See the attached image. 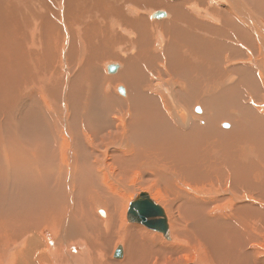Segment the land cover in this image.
Segmentation results:
<instances>
[{"label":"bare ground","instance_id":"obj_1","mask_svg":"<svg viewBox=\"0 0 264 264\" xmlns=\"http://www.w3.org/2000/svg\"><path fill=\"white\" fill-rule=\"evenodd\" d=\"M65 1L0 0V264H264V0H129L172 12L132 39ZM142 192L170 241L124 221Z\"/></svg>","mask_w":264,"mask_h":264},{"label":"rangeland","instance_id":"obj_2","mask_svg":"<svg viewBox=\"0 0 264 264\" xmlns=\"http://www.w3.org/2000/svg\"><path fill=\"white\" fill-rule=\"evenodd\" d=\"M61 1V2H60ZM119 2V3H117V2ZM148 1V3H149V0H147ZM175 1V0H174ZM112 2H116L117 3V5H114V3L109 7V8H103V6H102V8H101V14L102 13H104V14H102L101 16H102V22H101V20H100V23H102V25L104 26V27H106L105 26V24H107L108 23V25H110V24H112V23H110V22H114L115 23V25H114V28L116 29V30H119V31H121L123 34H125L127 37H129V38H133V36H134V33H133V30L131 29V28H129V27H126V26H124V25H121L122 23L121 22H119L117 19H121V16L123 15V12H124V14H125V17L127 18V15H128V18L129 17H131V18H137L136 16H142V15H145L146 17H147V22L148 23H150L151 25H152V23H154V22H159L158 20L159 19H163L164 17H156V13L158 12V11H167L168 12V14H169V17L168 18H165V19H169L170 18V15H172V12H171V10L169 11L168 10V8L169 7H164V6H162V8H152L151 6H149V8H147L148 6H144V8H142L141 6H135V5H133V3H132V1H129V0H112ZM120 2H121V7H120ZM59 3L61 4L60 5V9H62L63 8V6H65L66 5V1L65 0H59ZM205 5L207 6V5H209V6H213L214 4H216V5H218L219 3H217L216 2V0H206L205 1ZM210 3V4H209ZM214 3V4H213ZM108 4H111L110 2L108 3ZM124 5V6H123ZM245 5V4H244ZM112 8V9H111ZM114 8H120L121 10H118V11H116L115 12V10H114ZM124 8V9H123ZM104 9V10H103ZM203 9V6L201 7V10ZM148 10H149V12H148ZM208 9L204 6V9L202 10V11H207ZM63 10H61V12H62ZM105 11V12H104ZM120 11V12H119ZM152 11H154V14H153V16L154 17H152L151 16V13H152ZM151 12V13H150ZM171 12V13H170ZM149 13V14H148ZM109 15L110 17H112L113 18V20L112 21H110V20H108V18L110 19V17L109 16H107V15ZM204 14L205 13H203V12H201V15L202 16H200L201 17V19L202 20H204L205 18V20H207V17H205L204 16ZM103 15H105V16H103ZM116 15H117V18H116ZM150 15V16H149ZM166 16V15H165ZM108 17V18H107ZM150 17H152L151 19H150ZM203 17H205L204 19H203ZM106 19V20H105ZM152 19H153V22H151L152 21ZM158 19V20H157ZM107 22V23H105V21ZM130 20V19H129ZM110 21V22H109ZM220 23H221V21H219ZM61 24V23H60ZM66 23H63L62 25H65ZM116 26H118L119 27V29H117V27ZM67 36V37H66ZM66 36H65V44L69 41V33H68V31L66 32ZM124 46L125 47H123L124 49L123 50H125V48L126 47H129V45L128 44H124ZM127 49V48H126ZM119 50V49H118ZM63 57L65 58V62H66V59H67V56H65L64 54H63ZM251 58V57H250ZM254 61H257V59H255V58H252ZM224 61L222 62V63H225L226 61H229V60H231V59H229V57L227 58V60L226 59H223ZM251 60V59H250ZM250 60H244L243 61V63L245 64V65H248V62L250 61ZM247 63H246V62ZM237 62H241V61H237ZM237 62H235L234 61V63H237ZM110 63H113V64H118L119 66H120V68H118V70H120L121 68H122V65H123V63H121L120 62V60H116V59H108V60H105V62H104V72L107 74V75H112V76H114V74L116 75L117 73H118V70L116 71V72H114V73H111L108 69H109V66L107 67V65L108 64H110ZM238 64V63H237ZM106 69V70H105ZM110 72V73H109ZM123 87L124 89L126 88V86L123 84V85H119V87H118V89H119V91H118V93L120 92V87ZM125 93H126V89H125ZM125 93H122V92H120L119 94L121 95V94H124L125 95ZM122 96V95H121ZM172 100H176L175 98H173ZM172 100H170V106H171V102H172ZM177 101V100H176ZM252 103L253 104H255L256 102H254V101H252ZM261 103V102H260ZM197 107H199L200 109H202V107L201 106H199V105H196L194 108H193V110H194V112H196V113H198V114H203L201 111L200 112H197L196 111V108ZM183 108V107H182ZM171 111H172V116H173V118H174V120L176 121V124L179 126V127H181V128H183V129H187L188 127H184V126H182L179 122H178V120L176 119V116H175V114H174V111H173V109L171 108ZM180 120V119H179ZM228 123L230 126H231V123L228 121V120H225V121H222V128H224V129H227L225 126H224V123ZM190 123H191V119H190ZM224 126V127H223ZM228 129H229V127H228ZM134 194L135 193H137V192H140V191H148V189L147 188H145V187H142L140 184H138V185H136V186H134ZM130 198H131V196H129ZM133 197V196H132ZM132 199V198H131ZM130 199V200H131ZM157 201L161 204V201H162V198H161V200H158L157 199ZM129 202H128V206H127V210H126V213L123 215L125 218V222L127 223V224H130V222L128 221V219H127V212H128V209H129ZM101 207H103L104 208V206H101ZM164 207V206H163ZM165 208V207H164ZM103 210V209H102ZM166 210V209H165ZM106 210L104 209V212H105ZM99 213V212H98ZM101 214V213H100ZM169 217V216H168ZM169 221L171 222V220L169 219ZM144 225V224H143ZM147 231H152V232H158L157 230H152V229H149V228H147V227H145V226H143ZM172 229H173V227H172ZM171 229V234L173 233V230ZM158 233H162V232H158ZM163 234V233H162ZM161 234V235H162ZM163 236V238H164V240H166V241H170L171 239H167L165 236H164V234L162 235ZM115 245V246H114ZM119 245H123V247H124V250H125V245H124V243L123 242H116V243H114L113 244V246H112V248L111 249H107V250H105V252L107 253H109L110 255H111V257H112V260H113V258H114V254H115V251H116V249L118 248V246ZM123 250V251H124ZM110 251V252H109ZM112 253V254H111ZM124 257H125V255H124ZM123 257V258H124ZM122 258V259H123ZM117 260H121V259H118V258H114V261H117ZM198 260H196V258H192V259H190V260H184L183 258H182V260H180V261H174V262H171V261H168V260H164V259H162L161 261H156V263H150V264H178V263H196ZM161 262V263H160ZM199 262V261H198ZM197 262V264H202V262H199L198 263Z\"/></svg>","mask_w":264,"mask_h":264},{"label":"water","instance_id":"obj_3","mask_svg":"<svg viewBox=\"0 0 264 264\" xmlns=\"http://www.w3.org/2000/svg\"><path fill=\"white\" fill-rule=\"evenodd\" d=\"M167 13L164 11H158L157 17H164ZM118 70L117 64H111L109 71L114 73ZM123 92V89H121ZM225 127H228L226 123ZM150 206V210L147 208ZM128 211V220L130 222H139L144 224L149 229L160 231L167 239H170V230L168 227V217L161 212L163 208L146 193H140V195L134 200ZM105 215V212H102ZM115 258L121 259L124 257L122 245H119L114 254ZM186 264V263H178ZM193 264V263H189Z\"/></svg>","mask_w":264,"mask_h":264}]
</instances>
